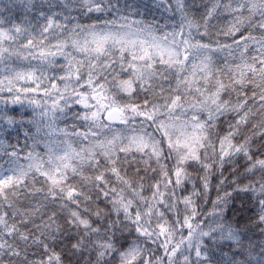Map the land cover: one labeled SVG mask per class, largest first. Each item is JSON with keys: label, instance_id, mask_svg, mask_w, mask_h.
Segmentation results:
<instances>
[{"label": "snow or ice", "instance_id": "obj_1", "mask_svg": "<svg viewBox=\"0 0 264 264\" xmlns=\"http://www.w3.org/2000/svg\"><path fill=\"white\" fill-rule=\"evenodd\" d=\"M0 264H264V0H0Z\"/></svg>", "mask_w": 264, "mask_h": 264}]
</instances>
